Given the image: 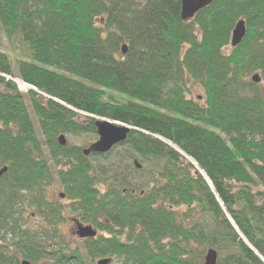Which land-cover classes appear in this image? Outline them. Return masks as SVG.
<instances>
[{
    "label": "trees",
    "instance_id": "1",
    "mask_svg": "<svg viewBox=\"0 0 264 264\" xmlns=\"http://www.w3.org/2000/svg\"><path fill=\"white\" fill-rule=\"evenodd\" d=\"M180 11L0 0V46L18 36L32 59L0 50V264H203L210 248L217 264H264V0ZM96 118L132 129L105 154L59 144L95 134ZM65 212L100 233L78 247Z\"/></svg>",
    "mask_w": 264,
    "mask_h": 264
},
{
    "label": "water",
    "instance_id": "2",
    "mask_svg": "<svg viewBox=\"0 0 264 264\" xmlns=\"http://www.w3.org/2000/svg\"><path fill=\"white\" fill-rule=\"evenodd\" d=\"M212 1L213 0H181V11H180L181 19L183 21H187L193 18V16L196 14L197 11L208 6ZM245 34H246L245 23L243 20H239L238 22H236L231 32V40H230L231 46L235 47L238 44H240ZM121 49H122V53H125L127 50V45L126 44L122 45ZM250 79L254 83L261 82V77L258 73L253 74ZM95 128L98 139L94 143L90 144L87 148H83V153L85 155H89L91 153H99V154L108 153L113 147L123 143L126 140L129 131L132 129L130 126L124 123H117L116 121H112L105 118H96ZM158 138L164 141L165 143H167L169 146L173 147L174 149L180 151L170 141H167L160 137ZM58 142L61 146L67 144L64 134H60L58 136ZM186 157L189 159L191 163L196 165V163L191 158H189L188 156ZM6 170H7L6 167L0 170V177L2 176L3 173L6 172ZM59 197L63 198L64 194L60 193ZM75 234L80 239H86V238L95 237L97 231L91 225H83L82 223L76 221ZM251 250L254 249L251 248ZM262 260L264 261V259ZM110 262H111L110 258H101L96 261V264H110ZM20 264H31V263L28 260H22ZM203 264H217L216 250L210 248L206 251Z\"/></svg>",
    "mask_w": 264,
    "mask_h": 264
},
{
    "label": "rangeland",
    "instance_id": "3",
    "mask_svg": "<svg viewBox=\"0 0 264 264\" xmlns=\"http://www.w3.org/2000/svg\"><path fill=\"white\" fill-rule=\"evenodd\" d=\"M0 32H1V28H0ZM0 50L5 52L12 60L27 57L30 61H32V59L28 57L30 53L28 47L25 45V43H23V41L20 40L18 36H14L9 40L3 37ZM13 80L17 83L18 88L22 92H26L29 89L36 90V88H34L31 85L23 86V83H20L19 79L17 78H13ZM112 94L119 101L125 100V97L121 96L120 94H116V93H112ZM201 94H202L201 90L193 89L192 96L194 98L200 97ZM117 123H120V122H117ZM64 135H65L66 141L69 144L77 145V146H80L81 148H87L90 144L94 143L98 139V136L96 133L95 134H85L81 136H73V135H67V134H64ZM59 193H60V190L57 186L51 190V194L53 198L57 197ZM65 216L67 220H66L65 226L62 229V231L67 235V237L70 240L72 241L76 240L73 243L78 245V247L81 248V245H82L81 240L78 239V237L75 234L77 220L73 217V215L70 212H67V213L65 212ZM97 233H100V231H97ZM77 240H79V242ZM22 259L23 258L20 256L19 263ZM111 264H120V261L113 260Z\"/></svg>",
    "mask_w": 264,
    "mask_h": 264
},
{
    "label": "bare ground",
    "instance_id": "4",
    "mask_svg": "<svg viewBox=\"0 0 264 264\" xmlns=\"http://www.w3.org/2000/svg\"><path fill=\"white\" fill-rule=\"evenodd\" d=\"M19 82H20V83H23V86L28 85V84H26V83H24V82H22V81H20V80H19ZM23 86H22V87H23Z\"/></svg>",
    "mask_w": 264,
    "mask_h": 264
}]
</instances>
